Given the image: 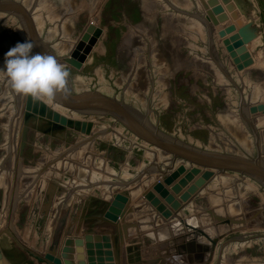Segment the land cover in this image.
<instances>
[{
    "label": "bare ground",
    "instance_id": "obj_1",
    "mask_svg": "<svg viewBox=\"0 0 264 264\" xmlns=\"http://www.w3.org/2000/svg\"><path fill=\"white\" fill-rule=\"evenodd\" d=\"M148 1L151 3L142 2L139 4L143 8H140L142 18L138 22H131L126 11L121 15L126 19V24L125 19L121 17L116 18L117 20L112 19L111 13L107 12L109 17L105 22L106 27L108 29L109 25L113 26L108 30L110 34L115 32V27L119 28L117 21L127 25L125 33L115 48L114 58L117 61V66L113 68V71H118V75L115 74L116 77L114 76L113 80L115 79L116 87L112 85L111 81L105 79L103 76L104 67L100 65L96 67L93 75L82 76L68 72L67 87L74 93L94 91L107 97L112 96L134 116L149 122L152 126H157L156 110H162V108H166V105L173 106V101L164 88V82L173 72L175 74L173 73L172 79L177 77L179 71L190 69L192 76H200L204 81L211 78L209 86L214 91L221 90L225 94H229V96L227 95L229 98L219 108L217 115L212 118L214 122L208 127L209 133L206 142L187 132L185 134L182 130L180 136L177 133L170 134L163 129L162 131L182 144L210 152H222L249 160L258 157L264 167V111H258L264 106V85L259 86L260 82L256 83V81H250V78L245 77L246 70L242 72L239 68H234V63L229 62L224 50L222 53L223 56H226L223 59L224 62L222 59L221 64L215 62L211 55L210 42L213 40L219 45V37L217 38L219 34L214 29L213 34L209 35L214 26H208L203 21L204 19L200 16L201 10H199L201 6L197 0H164L166 4L163 1L160 3V0ZM17 2L31 14V20L34 21L38 34L51 47L54 57L67 71L66 60L76 48H73V45L76 44V39L80 36L82 21H85V26L88 22L98 25L99 19L106 16V12H100V7L103 5L97 7L98 1L93 0L82 2L79 0H13L10 3L16 7ZM54 8L55 11L51 12ZM13 13L0 11V21L5 22V25L16 27L21 34L19 36H22V42H24L26 37L23 34L22 22L25 20L23 17L20 20L21 18L19 19ZM195 18L200 21L198 22ZM135 27L143 29L144 33L137 34L134 31ZM102 29L104 31L105 28ZM31 30L32 26L28 30L26 29L28 37L31 36V33L35 34ZM86 38L88 37L86 36ZM99 40L97 49L101 53L105 49L102 45L104 38H99ZM33 45L34 53L47 54L46 50L36 43ZM148 51L151 52L150 55ZM0 61V140L3 138L0 145V190L6 188L5 192H2V195H5L4 208L8 206L10 200L8 224L10 218L15 224L21 199L40 180L48 177V173H60L61 169L59 168L65 161L72 163L75 167L72 158L80 151H84L82 160L85 163L96 140H105L109 145L115 144L123 147L128 156L135 155L136 148L144 152V159L135 165L134 173L127 175L126 178H118L116 181L120 184L116 189L122 188V190L111 189L103 196V198L109 199L113 209L126 208V213L122 216L121 221L136 224L135 228H129L131 231L129 234H132L134 230H136L134 234H138L139 231H145V228L148 230L157 229L153 235L156 234L160 241L166 237L167 233L172 235L179 231L187 232L191 226L207 227L213 224L217 217L227 219L233 223V232L217 243L210 264H264V226H259L261 224L257 220L264 214V191L256 180L239 171L204 168L181 157L175 159L170 152L132 133L112 115L106 114L101 109L88 108L80 111L54 99L41 98L37 100L19 95L11 88L9 80L8 84L6 83L8 87L2 92V83L7 79H4L7 77L3 71L4 56L0 57ZM225 67L231 70L230 76ZM254 67L250 65L247 70L255 71L257 69L258 72L260 67L257 64H254ZM152 75L156 81H150L151 90L149 92H151L149 93L147 79ZM183 82L189 84L188 80L184 81L183 79H180L178 84ZM189 85L193 88L192 90L196 88L192 84ZM199 89L206 93V89ZM205 99L211 101L208 96ZM38 106L46 111L42 119L57 126L55 130L53 129L52 134L62 135L60 127H66L79 132L80 136L58 152L49 151L50 158L43 161L33 171H24L20 160L15 171H12L15 168L14 149H11L15 142L12 146L13 128L17 129L18 122L25 117L27 111L30 110L32 116L35 115L33 110ZM244 106H247L248 112ZM243 108L245 114L242 113ZM239 117L242 121L239 120ZM197 125L199 126V124ZM176 132L179 134V131ZM24 177H32V180L21 190L20 184ZM106 178L107 181L104 183L112 181L108 177ZM97 180L104 181L99 178L90 181L79 180L76 185L67 187L60 197L56 211L60 213L64 204L68 203V196L73 194L70 189L77 188L76 192H80V190L90 192L94 190L96 183H100ZM129 180L133 181L132 186H121ZM11 184L12 193L7 200ZM157 184L166 190L162 198L154 190V186ZM100 187L108 188L109 186ZM17 193L19 194L16 199L18 201L14 202L13 198ZM155 194L160 199V206L151 204V195ZM115 214L117 215V213ZM116 215L114 216L120 224L117 229L119 230L121 227L122 230V223ZM16 230L20 233L17 226ZM16 230L14 227V231ZM118 230L115 238H119ZM150 234L152 233L150 232ZM121 236L122 243L123 241L125 243L123 232ZM131 237L129 236L127 240ZM19 238L25 241L21 234ZM226 240L229 242L224 245L219 254L221 244ZM154 243H150V246ZM234 252L236 253L233 256ZM148 253L152 252L149 250ZM150 259L154 260L153 264H157L156 258Z\"/></svg>",
    "mask_w": 264,
    "mask_h": 264
},
{
    "label": "rangeland",
    "instance_id": "obj_2",
    "mask_svg": "<svg viewBox=\"0 0 264 264\" xmlns=\"http://www.w3.org/2000/svg\"><path fill=\"white\" fill-rule=\"evenodd\" d=\"M82 1L84 0H79V2ZM93 1L95 2L98 1L97 7H100L99 5L101 6L103 5L102 7H100V12L103 13L106 12L107 17L105 16L106 18L105 17L100 18L98 21L99 22L98 25L95 24L94 22H88L86 23L85 26V21H82V26H81L82 30L80 32V36H78V38L76 39L75 42L76 44L73 45V48L75 47L76 48L73 50L71 55L69 54L70 55L69 59L66 60L67 69L68 72L71 74L74 75L78 74L83 76L86 74L93 75L96 67H98L99 65L103 66L104 67L103 76L105 77L106 80L111 81L112 85L115 86L114 83L115 79L113 80V77L115 76V74L116 76L118 75V71L116 70L113 71V68L117 66V61L114 58L116 55L115 48H116V44L122 38V35L125 33L127 29L126 28L127 25L125 26L126 19L122 18L121 15L126 11L127 17L131 19V22L133 21L138 22V20L141 21L142 14L140 8L143 7H140L139 4H141L142 2L151 3V1L148 0H93ZM162 1L164 2V0H160V3H162ZM197 1L199 2V0ZM164 4H166V2H164ZM199 10H201L200 16L204 19L203 21L206 22L205 24H208V26L209 25L213 26L210 23V21L208 22L205 20L202 6L201 9ZM54 11L55 8L51 12ZM107 12H109V14L111 13L112 19L117 20L120 17L122 19H125V24L124 23L122 24L121 22L117 21V23L119 24V28L116 25L117 27L114 28L115 32L112 34H110V31L108 30L113 26L109 25L107 29L105 23L107 18L109 17ZM197 21L199 22L200 20L197 19ZM4 23L5 22L0 21V57H3L4 54L8 51V49L13 47L17 42L23 41L21 38L22 36H19L21 34H19V31L16 29V27L5 25ZM244 24L246 25V23ZM103 27L105 28L104 29L105 32L102 31ZM214 29L217 31L215 27H212V30L209 32V35L213 34ZM97 30H99L100 32H98ZM134 31L137 34L144 33L143 29H139L138 27H135ZM106 33H109L110 35L109 34L106 35ZM236 34L237 33H235V35ZM85 35H87L88 38H84ZM229 36L230 35H226L223 38L227 39ZM92 37L94 38V41L93 43H90L89 41ZM99 38L101 39L104 38L102 45L105 47V49L101 53L100 50L97 49L98 46L97 44L100 41ZM217 38L220 43L219 45L218 43H215L213 40L210 42V51H211V55L215 59V62L221 64V59L222 62H224L223 59L227 56L229 62L234 63V68H239L242 72L246 70V73L244 75L245 77L250 78V81H256V83L260 82L261 84L259 86L264 85V52L263 51L259 52V50H257L255 52L256 55L255 58L254 55L250 54L247 46L245 48V51L242 53H238L236 49L235 50L230 49L228 51L226 46L224 45V42H222V40L224 39L221 38L219 35L217 36ZM87 46L90 47L88 48L87 51H85ZM178 47L180 46L178 45ZM77 49L78 52L80 50L79 54L83 55L81 60L78 57L74 56ZM223 50L226 52V56L222 55V53H224ZM148 53L149 55L151 54L150 51H148ZM241 54L244 57V59H241ZM71 60L80 63L79 67H76L74 64H72ZM244 61L248 65L241 67L237 66L238 63L243 64ZM254 64H257L258 67H260L258 72L256 71L257 69L255 71L251 69L247 70V68L250 65L254 67ZM226 69H227L226 70L227 74H229L230 76L231 70L229 69L230 70L229 71L228 68ZM173 73L164 82V88L167 91V95H169L170 98L172 99L173 106L169 107L168 105H166L167 109L164 107L162 108V110L159 109L156 110L157 120H158L157 121L158 124L156 127H159L160 130L163 129L165 131H168V133L170 132V134L177 133L178 136H180L182 130L183 133L186 134L187 132L188 134H192L195 138L200 139L203 142H206L209 133L208 127L209 125H212V122H214V119L212 118L215 115H217V112L220 110L219 108H221L225 104V101L228 100L229 94L227 93L225 94L221 90L214 91L213 88L209 86L211 78L207 79V81L206 80L204 81L203 78L200 76L199 77L192 76V72L190 69L179 71V73H177L178 74L177 77L176 78L174 77L172 79L173 75L175 74ZM148 75H150V73ZM152 77L150 76L149 79H147L148 80L147 83L149 84L148 92L149 90H151L150 81L152 82L156 81V79L154 80V77L153 79ZM6 78L7 77H5L4 79ZM180 79H183L184 81L188 80L189 84H192L196 88L194 87L195 89L192 90L193 88L190 87V85L187 84V82L178 84V81ZM7 81L8 78L5 80V82L2 83L3 84L2 92L4 89L6 90V87H8ZM199 88L206 89V93L199 91L200 90ZM207 96L211 99V101L205 99L207 98ZM41 108H42L41 106L36 107L33 110V113H35V115L33 116H32V111L30 110L27 111L30 113V117L22 118V120L18 122L19 125L17 129L13 128L12 138L13 137L14 138L12 139L13 140L12 146H13V142L14 141L15 142L13 146L14 148L11 147V149L12 150L14 149L13 158L15 160V168L12 171H15L16 165L18 164L19 160L22 164L24 171L27 172L33 171L34 169L38 168L43 161L50 158L49 155L50 152L53 153L58 152L64 146L70 144L74 140L78 139L80 136L79 132L66 127L65 128L60 127L62 129V135L59 134V136H56L52 134V132L55 130V128H57V126L53 123L47 122L45 119H42L46 111L45 109H41ZM244 108L246 109V112L249 111L247 106H244ZM244 108L243 111L242 110L241 111L242 113L244 112L245 114ZM258 111L260 112L264 111V106L262 107V110L259 109ZM22 114L24 115V111ZM239 120L242 121L240 117ZM197 124H199V126ZM25 126L28 128L27 139L23 143L24 146L23 154H20L19 147L21 144V132L23 127ZM176 131H179V134ZM2 140L3 138L0 140V145ZM135 152H136L135 155H133L134 157L128 156V154L126 153L123 147L115 144L113 146L111 144L109 145V143L105 140H99V141L96 140V142L93 145L92 152L87 157L85 163H83L82 160L84 156V151H80L78 154H75L72 158L73 163L76 165L75 167L73 166L72 163L70 164L67 161H65L59 168L61 169L60 173L57 174L52 172L48 173V177L40 180L45 182L46 188L40 186L41 190L42 189L44 190L42 192H40L39 190V194L37 196L36 199L37 201L35 202V205H33L31 202L30 205L24 207V210L17 221V226H19L22 231H26L28 235L27 236L28 241H31L32 244L23 241L22 239L20 240L19 238L20 233L16 230V226H15L16 231H14L10 228L8 224L6 215L8 216V210H9L8 208L10 204L9 198L11 197V193H12V187H11L12 184H11L10 189L8 190L9 192L7 193L8 195L6 197L7 200H9L8 206L5 208L3 206L2 209L0 207L1 224H4L3 225L4 227L0 229V242L2 243V250L0 249V264H11V262L13 264H19L23 262L32 263V264H37V263L88 264L89 261H91L90 258L93 259L94 264H153L154 260L150 259L151 260L150 261L149 258L143 257V252L144 250H147L152 243L159 240L156 237L155 233H154L155 235H153V232L154 231L156 232L157 229L148 230L145 228V231L144 230L139 231L138 234L136 233L134 234V231L136 232V230H134L132 234H129L130 237L132 235L133 237H131L129 240H125V243L127 244H125L124 241L123 243L119 244L118 246L119 253L118 256H116L115 249L113 247V243H114L113 239L116 236L115 234L117 233L118 230L117 228L120 224L117 222L116 217L114 215H116L115 213H117L116 215L117 219L120 220L119 210L117 208L113 209L109 199L103 198V196L106 195L108 191L110 192L111 189H116L117 186L120 185L116 182L118 181V178H126L127 175L128 176L132 175L136 167L135 165H137V163L140 160L144 159L143 150L136 148ZM106 177H108L112 181L110 183H104L105 181H107ZM28 178L29 177H24L22 182L23 181L25 182V180ZM97 178L102 180L104 179V181L100 182V180H97L100 183H96L94 186V190L90 192L89 191L83 192L81 190L80 192L78 191L76 192L77 188L70 189V192H73V194H70L68 196L67 198L69 199L68 203L66 205L64 204L60 213L56 211L55 218L53 217L52 221H50L51 219L50 210H51V205L53 204V200H55L54 198L58 197L56 199L57 200L56 207H57L60 197H62L67 187L76 185V182H78L79 180L90 181ZM132 182H133L132 180H129L126 182V184L121 186L122 187L132 186L131 184ZM98 186L99 187L109 186V187L97 188ZM5 189L6 188H2L0 190V206L4 202L2 197V192H5ZM48 190H51L49 191L51 194L50 195L51 198L49 197V193L47 192ZM119 190H122V188L118 190L116 189V191ZM44 193H46V195L48 194V197L45 196ZM47 205L48 207L46 209ZM2 216L4 220L6 218L7 224H5L4 223L5 221L2 220ZM257 220L258 223L261 224L259 226H264L263 223L264 214L260 216V218L258 217ZM148 231L149 234H147ZM150 232L152 234H150ZM139 233L142 235H140ZM8 235L11 237L9 238ZM168 235L169 234L167 233L166 236ZM7 237L9 239H7ZM105 237H107L108 240H105ZM54 242H55L56 253L52 255L49 252V249L54 244ZM228 242L229 240H226L223 242V244H221V247L218 251L219 254L222 251L224 245H226ZM39 249L42 250L38 251ZM146 252L147 254H149L148 251ZM235 253L236 252H234L233 256L235 255ZM38 257H40L42 261L39 260Z\"/></svg>",
    "mask_w": 264,
    "mask_h": 264
},
{
    "label": "water",
    "instance_id": "obj_3",
    "mask_svg": "<svg viewBox=\"0 0 264 264\" xmlns=\"http://www.w3.org/2000/svg\"><path fill=\"white\" fill-rule=\"evenodd\" d=\"M12 1L13 0H0V11L15 12L13 14H16L19 19L21 18L20 20H22L23 17L25 21L21 22L23 24V34L26 39H32L33 43H36V45L46 50L47 55L54 56L51 47L45 43L38 34L35 23L31 20L29 12L18 2L16 3V7H14V5L10 3ZM199 2L202 6L205 20L208 22L210 21V23L217 29L219 36L223 38L226 35H230L227 39L223 38L224 40H222L227 50L236 49L238 53L244 52L250 39L247 32L248 26L245 24L234 25L230 21V19L234 20L237 18L234 11L235 6H233L231 0H199ZM31 26L35 34H33V36L31 33V36L28 37L26 29L28 30ZM235 33L237 34L235 35ZM86 36L84 38H86ZM93 41L94 38L92 37L89 42L93 43ZM89 47L90 46H87L85 51H87ZM74 56L81 60L83 55H80L77 50ZM241 59H244L242 54ZM72 64L76 67H79L80 65V63L74 61H72ZM246 65L248 64L245 61L243 64H237L238 67ZM54 100L80 111H84L82 109L87 110L88 108L101 109L105 111L106 114L112 115L132 133L138 135L147 142L159 146L160 148L162 147L170 152L175 159L181 157L204 168H215L221 171L228 170L232 172L239 171L256 180L264 191V167L258 157L249 160L245 157H235L216 151L210 152L198 147L182 144L162 131V129L160 130L158 127L152 126L149 122L142 121L137 116H134L129 110L124 108V105L120 101H117L112 96L107 97L94 91L74 93L69 87H67V92L57 93ZM29 116L30 113L26 112L25 118H28ZM27 130L28 128L25 126L21 132V144L19 147L20 154H23L24 151L23 143L27 139ZM154 190L161 198L166 193V190L161 188L160 184L155 185ZM18 196V193L14 196V202L18 201L16 200ZM151 196V204L154 206H160V199L156 194ZM125 213L126 208L119 209V219L120 223H122V230L120 227L118 230L119 238L113 239V247L116 256H118V246L122 243L121 233L123 232L124 240H127L129 237V228L136 227V224H128L121 221V218ZM216 219L217 220H215L213 224H210L207 227L191 226V229L187 232L179 231L172 235L169 234L162 240L148 247L149 249L144 250L143 257L156 258L157 264H210L213 260L217 243L233 232V223L231 221L218 217ZM9 226L14 230L15 226L11 218ZM105 240H108V238L105 237ZM149 250L152 252L151 254H147L146 251ZM49 252L52 255L56 253L55 242L49 249ZM38 258L42 261L40 257ZM90 260L91 261H89L88 264H94L93 259L90 258Z\"/></svg>",
    "mask_w": 264,
    "mask_h": 264
},
{
    "label": "clouds",
    "instance_id": "obj_4",
    "mask_svg": "<svg viewBox=\"0 0 264 264\" xmlns=\"http://www.w3.org/2000/svg\"><path fill=\"white\" fill-rule=\"evenodd\" d=\"M31 40L17 42L4 54L3 71L15 93L37 100H53L67 92L68 71L53 55L33 52Z\"/></svg>",
    "mask_w": 264,
    "mask_h": 264
},
{
    "label": "crops",
    "instance_id": "obj_5",
    "mask_svg": "<svg viewBox=\"0 0 264 264\" xmlns=\"http://www.w3.org/2000/svg\"><path fill=\"white\" fill-rule=\"evenodd\" d=\"M231 3L233 4V6H235L234 11L236 13L237 18L234 20L230 19V21L234 25L246 23V25L248 26L247 32H248L249 38H250L249 44L247 45L248 51L250 52L251 55H254L256 58L255 52L257 50H259V52L260 51L264 52V0H231ZM26 180H25V182L24 181L21 182V184H20L21 190L27 186V184L32 180V177H29ZM46 184H48V183H46ZM40 186H42L43 188H46L45 182L44 181L38 182L27 193V195L23 199H21L22 201L20 202V206H19V209H18V212L16 215V220H15L16 226H17L18 218L20 217L21 213L23 212L24 207H26L27 205H30L31 202L33 205H35V202L37 201L36 200L37 196L39 194V190H40V192H42L44 190V189L41 190ZM49 191H51V190L47 191L49 193V197L51 198V196H50L51 194ZM44 195L48 197V194L46 195V193H44ZM2 197H3V201H5V196L2 195ZM57 198H54L55 200H53V204L51 205V210H50L51 219H50V221H52L53 217L55 218V216H56V201H57L56 199ZM3 204H4V202H3ZM3 204L0 206L1 209L3 208ZM47 207H48V205H47ZM47 207H46V209H47ZM9 215H10V209L8 210V216L6 215L7 220L9 219ZM6 218L4 220L3 216H2V220L5 221L4 222L5 224H7ZM0 225H1L0 228L4 227L3 226L4 224H1V218H0ZM17 228L20 231V234L23 237V239L26 242H29L30 244H32L31 241H28V238H27L28 235H27L26 231H22L19 226H17ZM10 237L11 236H9V238ZM9 238L7 237V239H9ZM0 249L2 250V243L1 242H0ZM41 250L42 249H39L38 251H41ZM11 264H13V263L11 262ZM19 264H32V263L23 262V263H19ZM37 264H40V263H37Z\"/></svg>",
    "mask_w": 264,
    "mask_h": 264
}]
</instances>
